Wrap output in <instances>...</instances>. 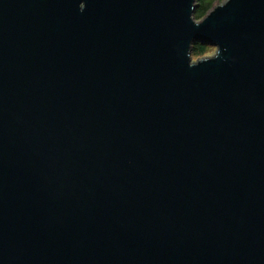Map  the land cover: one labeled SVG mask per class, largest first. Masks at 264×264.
<instances>
[{
    "label": "water",
    "instance_id": "water-1",
    "mask_svg": "<svg viewBox=\"0 0 264 264\" xmlns=\"http://www.w3.org/2000/svg\"><path fill=\"white\" fill-rule=\"evenodd\" d=\"M196 1L0 0V264H264V0Z\"/></svg>",
    "mask_w": 264,
    "mask_h": 264
},
{
    "label": "trees",
    "instance_id": "trees-1",
    "mask_svg": "<svg viewBox=\"0 0 264 264\" xmlns=\"http://www.w3.org/2000/svg\"><path fill=\"white\" fill-rule=\"evenodd\" d=\"M197 1L199 2V9L196 12L195 17L197 20H199L205 18L208 15L209 11L212 8L211 5L214 3L215 0H213L212 2H210V0H197ZM206 50H207L206 45H203L202 43H198L194 48L195 53L193 54H195V56L196 55L199 56L204 54Z\"/></svg>",
    "mask_w": 264,
    "mask_h": 264
},
{
    "label": "rangeland",
    "instance_id": "rangeland-1",
    "mask_svg": "<svg viewBox=\"0 0 264 264\" xmlns=\"http://www.w3.org/2000/svg\"><path fill=\"white\" fill-rule=\"evenodd\" d=\"M212 1H213V0H210V2H212ZM227 1H228V0H215L214 3L211 5L212 8H211V10L209 11L208 15H209L212 11H214L216 8H218L219 6L224 5ZM198 9H199V2L196 1V12L198 11ZM196 12H195V15H196ZM208 15H207V16H208ZM204 19H205V18H203V19H199V21H203ZM195 46H196V45H195ZM195 46H194V48H195ZM206 47H207V50L205 51L204 54L199 55V56H197V55L195 56V54H193V59H194V61H197V60H200V59H204V58L213 57V56L217 53V51H218L217 47H213V46H211V45H206ZM193 53H195L194 49H193Z\"/></svg>",
    "mask_w": 264,
    "mask_h": 264
}]
</instances>
